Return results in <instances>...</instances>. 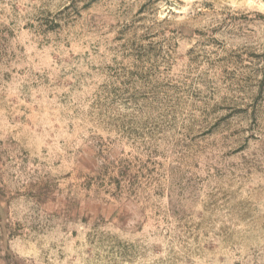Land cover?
I'll return each instance as SVG.
<instances>
[{
  "label": "rangeland",
  "instance_id": "obj_1",
  "mask_svg": "<svg viewBox=\"0 0 264 264\" xmlns=\"http://www.w3.org/2000/svg\"><path fill=\"white\" fill-rule=\"evenodd\" d=\"M0 264H264V0H0Z\"/></svg>",
  "mask_w": 264,
  "mask_h": 264
}]
</instances>
